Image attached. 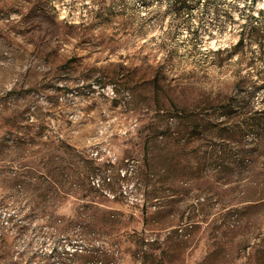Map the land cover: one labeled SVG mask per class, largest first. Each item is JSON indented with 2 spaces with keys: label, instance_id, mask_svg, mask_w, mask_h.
Instances as JSON below:
<instances>
[{
  "label": "rangeland",
  "instance_id": "rangeland-1",
  "mask_svg": "<svg viewBox=\"0 0 264 264\" xmlns=\"http://www.w3.org/2000/svg\"><path fill=\"white\" fill-rule=\"evenodd\" d=\"M0 264H264V0H0Z\"/></svg>",
  "mask_w": 264,
  "mask_h": 264
},
{
  "label": "trees",
  "instance_id": "trees-1",
  "mask_svg": "<svg viewBox=\"0 0 264 264\" xmlns=\"http://www.w3.org/2000/svg\"><path fill=\"white\" fill-rule=\"evenodd\" d=\"M176 2H178V1H176ZM241 39H239V41H240Z\"/></svg>",
  "mask_w": 264,
  "mask_h": 264
}]
</instances>
